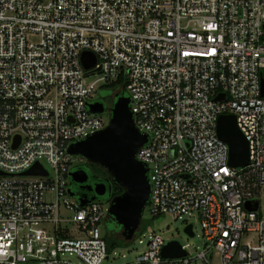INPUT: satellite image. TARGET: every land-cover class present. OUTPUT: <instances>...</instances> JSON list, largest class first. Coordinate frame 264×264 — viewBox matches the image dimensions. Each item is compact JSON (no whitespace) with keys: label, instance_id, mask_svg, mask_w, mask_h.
I'll return each instance as SVG.
<instances>
[{"label":"built area","instance_id":"obj_1","mask_svg":"<svg viewBox=\"0 0 264 264\" xmlns=\"http://www.w3.org/2000/svg\"><path fill=\"white\" fill-rule=\"evenodd\" d=\"M263 25L264 0H0V264L114 253L100 229L110 199L80 206L67 191L86 161L68 146L108 123L88 106L105 86L124 89L147 135L136 158L149 217L183 220L190 237L184 217H196L204 239L195 255L179 243L184 256L163 258L172 240L134 234L141 248L123 264H264ZM222 114L247 141L244 166L228 164ZM35 164L45 173L24 174Z\"/></svg>","mask_w":264,"mask_h":264},{"label":"water","instance_id":"obj_2","mask_svg":"<svg viewBox=\"0 0 264 264\" xmlns=\"http://www.w3.org/2000/svg\"><path fill=\"white\" fill-rule=\"evenodd\" d=\"M264 28V25H263ZM81 63L84 69H90L95 65V56L84 51L81 54ZM99 70V67L93 71ZM262 94H264V82L261 81ZM221 94L217 99H222ZM93 113L106 112L100 99L88 104ZM109 119L106 126L98 131L88 134L85 138L71 143L67 151L71 155L81 156L89 163L103 168L106 174L116 186L121 188L120 194L110 198L108 216L120 229V236L125 241H130L143 219V211L149 198V183L147 179V167L141 163L136 154L147 140V135L136 127L129 108V97L125 94H115L111 106L108 108ZM216 133L228 146V164L232 167L244 166L248 162V144L232 114H222L217 118ZM19 137H14L13 146H16ZM45 173L39 164L24 172V174ZM68 193L75 197L80 206L103 196L106 188L104 182H98L93 187L94 196L88 198L86 194H75L72 190L73 183H84L87 175L84 170L73 169L68 173ZM83 187V186H82ZM90 189V187L85 186ZM110 191V188H109ZM257 201L245 204L247 209L255 210ZM185 232L192 236L191 225L184 228ZM185 255L178 241L172 240L161 249L163 258H179Z\"/></svg>","mask_w":264,"mask_h":264},{"label":"rangeland","instance_id":"obj_3","mask_svg":"<svg viewBox=\"0 0 264 264\" xmlns=\"http://www.w3.org/2000/svg\"><path fill=\"white\" fill-rule=\"evenodd\" d=\"M111 95L112 93L110 90L102 88L96 92L95 98H100L103 103L109 106L111 105ZM104 115L106 117L109 116L107 112H105ZM102 197L104 198L105 196ZM262 203L264 204V198L262 199ZM143 219L145 221V225L138 228V231L135 233L136 239L142 233H145V236L147 237L149 233L154 232L156 234H160L165 240H175L185 245L191 255H195L196 252L200 251L203 246L204 239L201 233L199 220L196 219V217H184V219L187 220V223L192 222V228L195 233L193 237H190L186 234L184 230L186 225L183 220H174L168 215L158 216L151 219L149 217L147 208H145L143 211ZM100 229L103 235L111 236L110 234L112 233L113 238L119 239L117 236L119 233V228L113 223V221H103L100 225ZM146 237H144V239ZM136 239L128 242L127 244H115V249L113 250L114 253L111 254L110 259L105 261L103 264H123L125 261L131 259L132 253L141 248V245H138ZM129 253L131 255H129ZM124 255L126 256L122 257ZM68 257L72 262H76L74 256Z\"/></svg>","mask_w":264,"mask_h":264},{"label":"flooded vegetation","instance_id":"obj_4","mask_svg":"<svg viewBox=\"0 0 264 264\" xmlns=\"http://www.w3.org/2000/svg\"><path fill=\"white\" fill-rule=\"evenodd\" d=\"M111 93H112V95L110 97H111V104H112L116 93H113V92H111ZM100 101H101V99H100ZM73 169L84 170V172L87 175V179L84 183H81V184L73 183L72 184V190L75 194H79V195H83V194L85 195L86 194L87 197L88 196L89 197L94 196L93 187L98 182H104L105 188H106L105 194H109V192L111 191V188L115 185L114 182L110 179V177L106 174V172L103 168L96 166L92 163H89L88 161H85V162L77 165ZM85 186L90 187V189L88 190V188ZM109 188H110V191H109ZM118 234L120 236V229H119Z\"/></svg>","mask_w":264,"mask_h":264},{"label":"trees","instance_id":"obj_5","mask_svg":"<svg viewBox=\"0 0 264 264\" xmlns=\"http://www.w3.org/2000/svg\"><path fill=\"white\" fill-rule=\"evenodd\" d=\"M100 89H102V87ZM103 89H108L111 92L113 91V93H116L118 95L125 94V91H124L123 88H120L119 89V88H115V86H105V87H103ZM104 106L109 108L111 105L107 106L106 104H104ZM121 192H122L121 188H119L118 186L114 185L111 188V191L109 192V194L103 195V196H105L104 198L102 196L96 197V200H108L112 196L117 195V194H120ZM88 198H90V197L88 196ZM152 218H154V217H151V219ZM109 220H110V217H108V219L106 221H109ZM144 225H145V221H144V219H142L139 228L142 227V226H144ZM110 235L111 236L104 235V239L106 240L107 245H108L109 248L110 247H113L115 244H118V243H124V244L126 243L125 240L121 236H119V234L117 235L119 237V239L113 238L112 237V233Z\"/></svg>","mask_w":264,"mask_h":264}]
</instances>
